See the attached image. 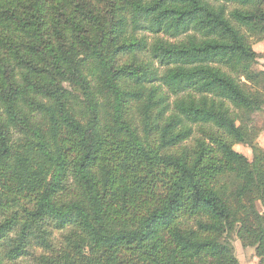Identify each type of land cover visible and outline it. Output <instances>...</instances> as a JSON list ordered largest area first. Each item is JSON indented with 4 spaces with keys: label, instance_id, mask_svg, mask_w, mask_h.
<instances>
[{
    "label": "trees",
    "instance_id": "1",
    "mask_svg": "<svg viewBox=\"0 0 264 264\" xmlns=\"http://www.w3.org/2000/svg\"><path fill=\"white\" fill-rule=\"evenodd\" d=\"M260 40L264 0H0V264H264Z\"/></svg>",
    "mask_w": 264,
    "mask_h": 264
},
{
    "label": "rangeland",
    "instance_id": "2",
    "mask_svg": "<svg viewBox=\"0 0 264 264\" xmlns=\"http://www.w3.org/2000/svg\"><path fill=\"white\" fill-rule=\"evenodd\" d=\"M252 48L259 54V57L254 63L253 68L255 70H264V40L253 42ZM250 123H252L256 130L259 131L258 137L256 139L257 145L264 149V108L263 111L254 113L252 115V120ZM232 147L236 151L244 154L249 160H252L253 151L250 144L236 141L233 143ZM257 207L260 212H263V208L260 203H257ZM108 227L112 231H120L125 229V225L122 223H110ZM233 244L239 264H257L258 258L255 256L253 247L247 246L246 243L239 240L236 236H234Z\"/></svg>",
    "mask_w": 264,
    "mask_h": 264
}]
</instances>
